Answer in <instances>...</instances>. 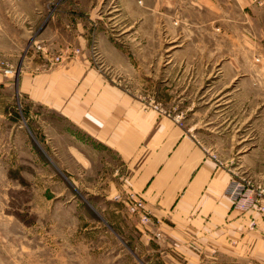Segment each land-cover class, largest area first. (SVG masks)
<instances>
[{
	"label": "rangeland",
	"instance_id": "rangeland-1",
	"mask_svg": "<svg viewBox=\"0 0 264 264\" xmlns=\"http://www.w3.org/2000/svg\"><path fill=\"white\" fill-rule=\"evenodd\" d=\"M161 1L171 6L159 11L158 27L152 28V11L145 13L143 42L122 39L125 20L112 31L123 54L113 63L117 68L97 53L95 42L92 61L114 84L153 98L165 114L180 115L198 141H218L233 177L263 192L264 0H254L261 8L244 10L236 2L234 26L226 21L230 5L215 12L190 9L189 0ZM28 43L12 56L9 43L0 41V264H175L160 244L140 239L133 228L125 195L110 184L118 161L78 164L42 120L57 121L56 114L24 100L17 85ZM136 82L143 88L132 90ZM202 264L253 263L221 255Z\"/></svg>",
	"mask_w": 264,
	"mask_h": 264
},
{
	"label": "crops",
	"instance_id": "crops-1",
	"mask_svg": "<svg viewBox=\"0 0 264 264\" xmlns=\"http://www.w3.org/2000/svg\"><path fill=\"white\" fill-rule=\"evenodd\" d=\"M240 1L243 10L257 6L254 0H189L187 6L219 12L230 5L232 17L226 21L234 26L238 25L234 6ZM164 6L171 4L161 0H0V41L9 43L12 56L30 42L17 86L24 100L56 114L57 121L47 116L42 120L60 135L77 163L96 167V163L110 164L112 158L118 161L110 184L121 195L142 197L153 215L147 234L141 232L136 217H130L140 239L156 241L175 264H202L206 257L221 255L264 264V214L231 208L226 187L235 171L224 162L227 158L218 141H198L169 117L145 110L153 98L114 84L91 59L95 42L97 53L117 68L113 63L121 61L123 54L111 38L116 25L125 20L119 32L125 34L122 39L143 42L145 13L152 11L156 19L152 28L158 27ZM111 11L117 12L108 16ZM154 32L152 40L157 42L159 35ZM55 56L60 59L54 60ZM142 86L136 82L132 90Z\"/></svg>",
	"mask_w": 264,
	"mask_h": 264
},
{
	"label": "built area",
	"instance_id": "built-area-1",
	"mask_svg": "<svg viewBox=\"0 0 264 264\" xmlns=\"http://www.w3.org/2000/svg\"><path fill=\"white\" fill-rule=\"evenodd\" d=\"M37 49L42 50L40 45H36ZM59 56H55L54 60H59ZM11 69H5L4 73H12ZM152 110L157 111L159 114L163 113L165 116L169 117L171 120L176 122L178 125L182 126L180 115L170 116L165 114L163 110L159 108L157 104H149ZM261 194L264 196V191L255 188L250 180H246L243 177L235 178L233 177L226 187V195L228 196L231 204V208L240 213H248L250 211L256 210L261 214H264V197L261 198ZM126 209L131 216H135L137 219V224L142 227L141 232L147 234V226L152 224L153 215L149 209L146 207L145 200L142 197L135 196L133 194L125 195ZM160 233H156L155 237H159Z\"/></svg>",
	"mask_w": 264,
	"mask_h": 264
}]
</instances>
